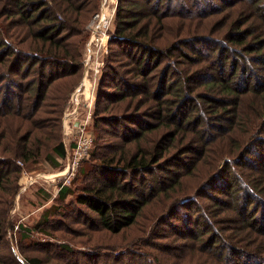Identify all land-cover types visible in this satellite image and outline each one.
<instances>
[{"label":"trees","instance_id":"obj_1","mask_svg":"<svg viewBox=\"0 0 264 264\" xmlns=\"http://www.w3.org/2000/svg\"><path fill=\"white\" fill-rule=\"evenodd\" d=\"M100 2L0 0V264H42L19 245L23 263L7 244L17 161L66 162L73 144L61 116ZM183 4L117 0L91 152L77 183L55 196L109 233L138 225L126 244L94 254L101 264H264V0H204L186 13ZM174 218L170 236L158 230ZM17 228L20 243L29 238L32 229Z\"/></svg>","mask_w":264,"mask_h":264},{"label":"rangeland","instance_id":"obj_2","mask_svg":"<svg viewBox=\"0 0 264 264\" xmlns=\"http://www.w3.org/2000/svg\"><path fill=\"white\" fill-rule=\"evenodd\" d=\"M116 3L117 0H107L105 4L106 6H108V10L112 11L113 7L116 6ZM183 3V5H185L183 9H187L186 11H183V13H186L189 10H195L194 4L196 6L204 5V0H183ZM101 5L102 4L100 2V8ZM173 9L177 10V7L174 6ZM98 10L99 8L97 9V11ZM92 16L87 22L88 25L91 23ZM88 29L89 37L91 35V29ZM107 32L108 34L111 33L110 29ZM118 59L124 60V56H120L118 57ZM81 79L79 80V83L76 84V86L73 88V90L68 94L67 102L61 116V135L67 144L74 143L73 134H75V132L71 123L69 124V127L65 126L64 128L62 121L64 113L71 112L72 109L76 108V106L78 108L77 113L75 116H72L76 117V120L85 119L88 112H90L91 116L87 124V130L91 133L89 129H91L92 113L94 111V101L96 94V84L98 79H96L95 84H93L92 80H90L86 83L85 88H83L82 86L83 93L79 96V104L75 105V102H73L72 99V95L77 86L80 84ZM62 80L63 79L51 84V87H49L48 91L54 88V86H56V84H58L59 82H62ZM72 80L74 79H70L65 83L70 84ZM62 85L63 84H61L60 86ZM106 90L111 91V89ZM16 92L18 93L19 91ZM108 104L109 102L107 100L102 99L99 103V106L102 108L103 106H106ZM71 120L73 119L71 118ZM102 128L111 132L113 130H119L120 127ZM68 151L70 152V149ZM84 162L85 161L79 164V167L74 171V174L68 180H64L61 178L54 181L50 180L49 178L52 174L60 173L64 170V160L61 162L62 166L58 168H53L51 165L45 162L34 165H25L24 163H22V166L20 167L21 171L19 177V189L13 197L12 206L9 212V223L7 226L8 247L11 248L12 254H16L20 261L23 262L22 256L18 251L19 245L22 246L23 256H36L41 259L42 264H101L102 260L95 258L94 254L101 253V251L105 250V247L116 249L117 246L126 244L137 234L138 225L123 229L116 234L105 231L100 226H98L95 215L84 207H82V209L75 207L77 208V210H75L74 207H70V209H68L70 210V213L64 208L61 209L63 207L62 204L55 200L57 191L59 190V187L61 185L74 186L77 183L79 169L81 166L86 164ZM38 175L40 176V178L37 179L33 184L26 185V176L29 178ZM137 180L140 184H149L151 180H153V176L148 175ZM212 194L220 198H226L222 194ZM201 202H207V200H199L198 204ZM47 208L50 209L51 213L50 216H48V221H50V224L48 223L44 225H38L37 222L40 220L41 215L45 210H47ZM57 208L58 210L55 211ZM184 212H186V210L182 211L183 214ZM143 213L146 214V210ZM142 220V216H139L138 222H141ZM163 220V217H161L160 221L163 222ZM169 222L176 223L178 222V219L174 218L169 221L165 220L164 224L161 223L160 225H158V230L162 228L163 233L166 234V236L171 235ZM18 225H21L24 228L32 229L29 238H23L21 243V238L18 234L17 228ZM164 240L165 238L161 239V241ZM156 242H159L158 239H156ZM60 245H66L69 249V252L60 249ZM6 247L7 246H5L4 244L0 245V252H2V254L7 253ZM136 250L139 251L140 249ZM150 250H153V248H151ZM5 260L9 261V258H5Z\"/></svg>","mask_w":264,"mask_h":264},{"label":"built area","instance_id":"obj_3","mask_svg":"<svg viewBox=\"0 0 264 264\" xmlns=\"http://www.w3.org/2000/svg\"><path fill=\"white\" fill-rule=\"evenodd\" d=\"M106 1L107 0H101V8L99 7V10L93 14L91 23L89 25L87 24L88 26L86 25L87 31H89L88 28L91 29V35L88 37L86 44V56L84 58L82 79L72 95L75 105L79 104V96L83 93V88L86 87V83L92 80V83L95 84L96 79H98L100 70L104 64L103 60L105 55L108 53L107 44L113 37L112 34H108L107 31L110 29L115 6L113 7L112 11H109L108 6L105 4ZM84 80H86L85 85ZM77 109L78 108L76 106V108L72 109L71 112L64 113L62 121L63 126L65 128V126L69 127L70 123L72 124L75 132V134H73L74 143L70 148V152L67 151L64 170L60 173L52 174L49 178L50 180L54 181L61 178L68 180L70 177H72L74 171L79 167V164L89 158L93 137L92 134L87 130V124L91 114L88 112L85 119L76 120V117L72 116L76 115ZM71 118L73 120H71ZM76 122L77 125H75ZM17 164L20 167L22 166L21 161H17ZM39 178V175L29 178L26 176V185L33 184Z\"/></svg>","mask_w":264,"mask_h":264},{"label":"bare ground","instance_id":"obj_4","mask_svg":"<svg viewBox=\"0 0 264 264\" xmlns=\"http://www.w3.org/2000/svg\"><path fill=\"white\" fill-rule=\"evenodd\" d=\"M85 83H86V80H84V85H85Z\"/></svg>","mask_w":264,"mask_h":264},{"label":"water","instance_id":"obj_5","mask_svg":"<svg viewBox=\"0 0 264 264\" xmlns=\"http://www.w3.org/2000/svg\"><path fill=\"white\" fill-rule=\"evenodd\" d=\"M75 125H77V122L75 123Z\"/></svg>","mask_w":264,"mask_h":264},{"label":"crops","instance_id":"obj_6","mask_svg":"<svg viewBox=\"0 0 264 264\" xmlns=\"http://www.w3.org/2000/svg\"><path fill=\"white\" fill-rule=\"evenodd\" d=\"M71 148V147H70Z\"/></svg>","mask_w":264,"mask_h":264}]
</instances>
